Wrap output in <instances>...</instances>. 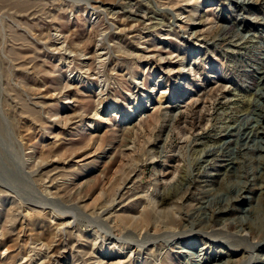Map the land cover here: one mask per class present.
I'll use <instances>...</instances> for the list:
<instances>
[{"label": "rangeland", "instance_id": "obj_1", "mask_svg": "<svg viewBox=\"0 0 264 264\" xmlns=\"http://www.w3.org/2000/svg\"><path fill=\"white\" fill-rule=\"evenodd\" d=\"M185 1L0 0V264H83L97 235L121 264H264V241L231 247L264 232V0ZM117 190L113 211L159 213L139 240L102 215ZM173 192L200 211L165 227Z\"/></svg>", "mask_w": 264, "mask_h": 264}, {"label": "bare ground", "instance_id": "obj_2", "mask_svg": "<svg viewBox=\"0 0 264 264\" xmlns=\"http://www.w3.org/2000/svg\"><path fill=\"white\" fill-rule=\"evenodd\" d=\"M190 0H186L185 2L186 3H188ZM55 36H57V35H55ZM55 39V38H54ZM64 42V41H63ZM61 44H63V43H61ZM61 44H60V46H61ZM59 46V47H60ZM63 46V45H62ZM61 46V47H62ZM63 48V47H62ZM64 48H65V46H64ZM58 49H61V48H58ZM61 51V50H60ZM63 51V50H62ZM70 54V53H69ZM69 54H67V55H69ZM171 54V53H170ZM72 55V54H71ZM171 56V55H170ZM101 57V55H98L97 56V58H100ZM102 62V61H101ZM182 66V65H181ZM77 81H72V80H67L66 81V84L67 85H72L74 82H76V83H79V82H83V80H85V79H82L81 80V78L79 77L78 79H76ZM66 85V86H67ZM101 92H102V90H100V92H99V96L101 95ZM52 99V98H51ZM99 104H101V102H102V100H101V97L99 98ZM222 105H221V103H218V104H214V107L215 108H220ZM160 109V108H159ZM263 111V110H262ZM105 111H98V109H96V111L94 110V117L96 118L95 120H100V121H102V119L104 118V116H103V114L102 113H104ZM262 113V112H261ZM152 116H154V115H152ZM151 116V118H153ZM130 117V116H129ZM211 117V116H210ZM210 117H207V115H205V114H199L198 116H195V119H194V122H193V125H191V127H190V130L191 131H193L194 132V138H193V140L196 142V141H198V142H200V141H202V139H203V136H205L206 135V133H205V131H204V129H203V122H207V123H210V121H211V118ZM93 118V117H92ZM155 119V118H154ZM183 119V118H182ZM90 120H91V118H90ZM217 119H213V121H216ZM89 123H87L88 125L86 126V127H88V128H91V126H94L95 124H94V121H88ZM98 122V121H97ZM144 123V122H143ZM139 125V124H138ZM205 125V124H204ZM213 125H215V123L214 124H211V126H213ZM186 126V125H185ZM94 130V129H93ZM88 131H90L89 129H88ZM93 134H94V131H91L90 133H89V138H90V140H92L93 139ZM182 136H183V134H182ZM228 137L227 138H229V137H231V136H234L232 133H231V131H230V133L227 135ZM220 139V141L221 140H225L226 138L225 137H220L219 138ZM224 143V142H223ZM224 144H227V146L230 144L229 142L227 143H224ZM126 146V145H125ZM226 146V145H225ZM195 147V149H197L198 150V148L196 147V145L194 146ZM132 150V146H129V145H127V148L125 149V151L126 152H129V151H131ZM150 158L151 159H153L154 158V155L153 154H150ZM38 163V162H37ZM177 176V178L175 177V176H173L172 177V180H174L173 178H175L176 179V186L178 185V184H180V183H183V182H185V177H186V175H184V173H181V174H178V175H176ZM263 176V175H262ZM261 177V176H260ZM171 180V181H172ZM255 180V179H254ZM166 182V181H165ZM170 182V181H169ZM187 182V181H186ZM168 183V182H167ZM167 185V184H166ZM165 184H164V190L165 189H167L168 187H171V186H166ZM119 191L120 190H117L116 192H114V194H112V196L110 197V199H108L109 201H108V207L106 208V209H103L104 211H103V213H102V215L103 216H105L106 217V220H108V219H112V217H114L115 219H117V220H121L122 222H124V223H127V227H128V229L130 230L129 232L133 235L132 237L134 238V239H136V240H139L141 237H142V232H147L148 230H149V228H151V226H154V224L155 223H158L157 222V220H156V215L157 214H159L158 212H156V211H154L155 209H153V208H149V207H147V208H144V209H142L140 212H138L137 210L135 211V209H130V208H127V207H124L123 209H121L120 211H113V203L117 200V198L119 197ZM167 193V192H166ZM166 195V194H165ZM183 195V194H182ZM184 195H186V197H188V195L185 193ZM105 196H104V194H101L100 195V197H99V199L98 200H100V199H103ZM178 197V195L175 193V192H173L172 194H170V195H167V196H163V198L161 199V202H160V205L161 206H168V205H172L173 203H174V205H175V207L174 206H172V209H170L169 211H167V212H163L162 213V211L160 212V214L162 213V215H159V216H163V217H165V218H167V221H165L164 220V218H163V222H162V225L164 226L165 225V227L169 224V226H173V225H179L180 226V223H182L183 221H184V219L186 218V217H188V216H190V215H192V214H190V212L191 213H195V212H198V211H200V208H197V209H195V210H193V208H192V205H191V207H186V208H184V206H182V205H178V204H176V201H174L175 200V198H177ZM179 197H182L181 195L179 196ZM185 197V198H186ZM97 200V201H98ZM177 200V199H176ZM181 200H183V199H181ZM150 201H152V200H150ZM154 201V200H153ZM103 202V201H102ZM104 202H106V201H104ZM134 202V201H133ZM183 202V201H182ZM112 205L111 207H109L110 205ZM137 204H140V202L137 200L136 201V203H135V206L137 205ZM102 206V205H101ZM158 206V205H157ZM105 207H106V205H105ZM161 208V207H160ZM254 208V213L256 212V211H258V208H256V207H252V209ZM96 209V208H95ZM168 209V208H167ZM166 209V210H167ZM251 209V208H250ZM84 211V210H83ZM259 212V211H258ZM233 213V209L232 208H227V207H224V208H221L219 211H217V212H215V211H213L212 212V220H211V222H210V227L212 226V228H214V226L215 225H218L219 224V222H221V221H227L228 220V218H229V216L231 215ZM97 214V213H96ZM190 214V215H189ZM99 215V214H98ZM97 215V216H98ZM91 216H92V214H91ZM158 216V217H159ZM99 217H100V215H99ZM159 219H162V218H159ZM169 219V220H168ZM160 222V223H161ZM69 224V223H68ZM156 225V224H155ZM157 225H159V224H157ZM68 226V225H67ZM175 226V227H176ZM58 227V226H57ZM70 227V226H69ZM158 227V226H157ZM160 227V226H159ZM158 227V230L160 231V228ZM153 228V227H152ZM154 229V228H153ZM229 229H230V231H234L235 230V226L234 225H232V224H230L225 230H227V231H229ZM242 229H243V231H245L246 232V235H244L242 238L240 237V238H238L237 240H235V243H237L238 245H236V244H231V247H233L234 248V250H238V249H241L242 250V254L243 253H250V252H252L253 251V249H254V247L256 246V245H258L259 243H261L262 241H264V232H262L261 230H259L258 229V231H256L255 230V228H253L252 227V225L251 224H245V225H243L242 226ZM56 230H58V229H56ZM99 230V229H98ZM151 230V229H150ZM157 230V229H156ZM156 230H154V233H155V231ZM158 230L156 231V233H158ZM162 230V229H161ZM170 229H168L167 230V233H168V231H169ZM59 231V230H58ZM218 231V230H217ZM174 232V231H173ZM95 233H96V231H95ZM128 233V232H127ZM156 233H155V235H156ZM166 233V234H167ZM175 233V232H174ZM212 233V232H211ZM216 232H214V234H215ZM220 233V232H219ZM58 234V233H57ZM97 234H98V232H97ZM105 234V233H104ZM103 234V235H104ZM130 234V235H131ZM228 234V233H227ZM148 235H150V234H148ZM147 235V236H148ZM174 236V235H173ZM130 237V236H129ZM166 237V236H165ZM98 239H101V240H99L100 241V243H98L97 242V240ZM128 239V238H127ZM143 239V238H142ZM41 240V239H40ZM133 240V239H132ZM50 241V240H49ZM54 241V240H53ZM95 242L93 243V249H92V252H91V254H89L88 256H87V258L84 260V263H87V264H121L122 262H123V260H122V258L121 257H116L115 259H112V256H113V251H111L110 250V247H113V249L114 248H116L117 250H123V249H125V244L124 243H119L117 240H115V239H113L112 237H110V236H106V237H103V239L99 236L98 237V235H97V238L94 240ZM106 242H109L108 243V245L110 246V247H107L106 248V245H107V243ZM132 242V241H131ZM135 242H137V241H135ZM40 243V242H39ZM46 243H47V241H46ZM52 243V242H51ZM50 243V244H51ZM263 243V242H262ZM41 244V243H40ZM45 244V243H44ZM52 244H54V243H52ZM106 244V245H105ZM49 245V244H48ZM43 246V245H42ZM45 246H46V244H45ZM50 246V245H49ZM129 246V245H128ZM140 246V245H139ZM226 246H229V245H226ZM36 247V246H35ZM38 247H39V245H38ZM48 247V246H47ZM152 247H154V246H152ZM151 247V248H152ZM230 247V246H229ZM37 248V247H36ZM40 248H41V246H40ZM44 248V247H43ZM50 248V247H49ZM48 248V249H49ZM127 248V247H126ZM47 249V250H48ZM85 249V248H84ZM34 249H32V251H33ZM57 250V249H56ZM6 251H7V249H6ZM37 251V250H36ZM55 251V250H54ZM88 251V250H87ZM86 251V252H87ZM233 251V250H232ZM44 252V251H43ZM57 252H59V251H57ZM64 252V251H63ZM121 252V251H120ZM30 253V252H29ZM61 253V252H60ZM82 253V252H81ZM5 254V253H4ZM3 254V255H4ZM43 254V253H42ZM41 253H40V251H39V253H35V255L34 256H31V257H28L27 259L26 258H24L23 260H25V261H23L21 264H53L54 262H57V259L55 258V256H53V254L52 255H50V254H46L45 256L44 255H42ZM58 254V253H57ZM74 254V253H73ZM86 254H88V253H86ZM27 255V254H26ZM63 255V254H62ZM80 255V254H79ZM82 255V254H81ZM6 256V255H5ZM4 256V257H5ZM85 256V255H84ZM252 256H253V254L251 255V253L248 255V259L250 258L251 260H253V258H252ZM23 257V256H22ZM11 257H6L5 258V261L6 262H8V259H10ZM84 258V257H83ZM81 260V259H80ZM83 260V259H82ZM4 261V262H5ZM16 263V262H15ZM14 263V264H15ZM83 263V264H84ZM4 264V263H3ZM7 264H9V263H7ZM13 264V263H12ZM19 264H20V262H19ZM255 264H263V263H255Z\"/></svg>", "mask_w": 264, "mask_h": 264}]
</instances>
